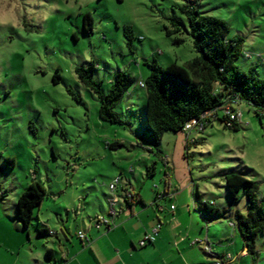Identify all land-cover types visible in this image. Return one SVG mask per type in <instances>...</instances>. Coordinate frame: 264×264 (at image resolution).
Wrapping results in <instances>:
<instances>
[{
  "label": "rangeland",
  "instance_id": "1",
  "mask_svg": "<svg viewBox=\"0 0 264 264\" xmlns=\"http://www.w3.org/2000/svg\"><path fill=\"white\" fill-rule=\"evenodd\" d=\"M197 1L201 12L228 25L229 37L244 39L237 65L246 71L256 66L257 75L264 78V0ZM185 3L187 0H0V150L16 162L1 178L6 196L0 201V264H45L44 245L52 247L54 241L59 250L58 238H37L36 228H51L63 238L66 229L81 246L79 231L96 229V216L108 215L109 197L119 194L109 186L119 177L144 193L154 194L158 189L162 193L163 155L172 152L178 136L166 132L158 146L141 138L148 134L146 93L139 83L149 75L146 64L154 59L162 67L185 66L197 56L187 20L179 10ZM86 14L93 18L88 32ZM172 17L182 19L185 28L168 36ZM126 28L133 37L130 45ZM176 38L183 43L174 44ZM92 61L96 64L94 79L102 82L104 93L109 92L115 72H127L134 80L114 108L125 122L122 125L100 118L97 95L75 72ZM57 74L60 79L55 84ZM236 108L242 115L239 130L225 129L214 121L203 133L191 131L188 135L198 143L191 141L188 151L184 148L190 189L198 184L203 199L230 216L237 210L247 214L248 209L245 200L229 202L225 174L237 173L255 181L259 195L264 193V117L247 103ZM115 143L121 146L110 147ZM154 163L156 174L146 176ZM33 178L48 196L35 213L30 241L28 232L19 231L15 223L21 225L16 217L18 196ZM196 205L191 210L201 222L204 206ZM115 209L120 212V204ZM212 221L201 234L203 238L208 234L215 250L222 253L218 237H227L232 229L230 218ZM236 232L237 244L230 248L233 253L243 242ZM256 243L258 257L238 264H264V232ZM56 257L57 264L63 263Z\"/></svg>",
  "mask_w": 264,
  "mask_h": 264
},
{
  "label": "trees",
  "instance_id": "2",
  "mask_svg": "<svg viewBox=\"0 0 264 264\" xmlns=\"http://www.w3.org/2000/svg\"><path fill=\"white\" fill-rule=\"evenodd\" d=\"M179 10L187 20L189 35L197 56L187 62L185 66L173 63L170 66L162 67L156 59L146 64L150 73L144 81H141L144 83V87L141 88L146 93L147 125L145 131L148 136L143 134L141 138L151 146H158L166 132H183L187 122L194 118H200L206 112H213L214 117L208 120L205 129L214 121H219L225 129L237 131L241 123L233 122L231 126H227L229 118L223 111L226 107L236 108L241 103H247L260 118L264 117V78L257 75L256 66H252L246 71L237 65L244 49V39L240 36L229 37L228 25L220 18L201 12L197 0H187V3L179 6ZM170 22L172 28L167 29L168 36L182 33V29L185 28L182 19L172 17ZM92 26L93 18L91 14H86L84 16L86 31H91ZM125 31L128 45H130L133 37L129 35V28H126ZM183 41L181 38H176L173 42L179 45ZM245 56L250 57L248 54ZM95 71L94 61L88 66L77 67L75 70L79 80L97 95L100 101V118L106 122L124 124L125 122L114 108L123 100L132 86L134 82L132 76L123 71L115 72L109 92L104 93L102 82L94 79ZM59 79L60 75H55L54 83L58 84ZM190 143L188 141L187 151ZM196 143H198L197 140L192 142V144ZM114 146H121V144H110V147ZM0 160L3 162V165H0L1 201L6 196L1 178L4 171L15 168L16 162L13 158L4 157L1 150ZM155 164L147 168L148 176L153 175ZM36 173V170L32 171L33 175ZM117 179L120 183V178ZM119 183L117 190L124 202L137 199V195L131 190H121ZM224 183L229 202L237 204L245 200L247 214L237 210L230 216V213L223 214L218 209H213L209 203L201 202L205 210V212H201L202 218L207 225L213 222V218H232L249 257L256 259L258 257L256 240L258 235L264 232V193L260 196L259 184L237 173L225 174ZM122 191H129L132 196L128 197L124 194L121 196L120 192ZM47 196L46 190L34 178L28 188L19 194L16 202V217L26 232L33 225L35 213L41 208ZM212 202L215 204V201ZM99 216L110 217L109 213L108 215L100 214L96 216L95 220ZM116 217L111 218V223ZM111 226L112 224L104 225L97 229L101 227L110 229ZM38 233L42 235L44 231L39 229ZM84 233L86 234V232Z\"/></svg>",
  "mask_w": 264,
  "mask_h": 264
},
{
  "label": "crops",
  "instance_id": "3",
  "mask_svg": "<svg viewBox=\"0 0 264 264\" xmlns=\"http://www.w3.org/2000/svg\"><path fill=\"white\" fill-rule=\"evenodd\" d=\"M177 136L172 152L163 155L166 173L162 193L160 189L154 194L144 193L142 188L134 187L130 180L122 181L119 177L121 190H131L137 195V199L124 202L121 198L118 203L121 210L110 229L101 227L87 230L86 234L90 241H82L79 238L80 246L71 239L66 229L62 230L65 236L63 238L58 231L51 228L45 230L42 235L38 233L40 228H36L37 238L55 236L59 240V250H55L54 241L52 247L44 245L45 264H57L56 255L62 259L61 264H217L218 261L223 264L245 263L249 255L243 242L238 252L230 251L232 245L237 244L235 241L237 227L232 218L229 221L232 229L226 233L227 237L226 235L218 237L219 245L224 248L222 253L215 250L208 234L203 238L201 231L207 224L204 220L197 221L191 209H196V204L202 206L201 202L206 200L203 199L198 184L195 185V189H190V173H187L184 161V148L187 150L188 141L193 142L196 139L183 132L177 133ZM155 169L154 167L153 175L156 174ZM190 181L194 182L192 177ZM123 192H120L121 196ZM172 206L175 207L174 210L171 209ZM38 220L39 224H44ZM212 223L207 227L209 228ZM15 225L19 231L26 232L19 223ZM157 225H161V228L156 241L141 246L140 241ZM30 232L29 228L28 238L31 241ZM38 254L40 257L42 252ZM229 255L232 256L231 260L228 258ZM36 262L42 264L41 261ZM26 264L31 262L27 261Z\"/></svg>",
  "mask_w": 264,
  "mask_h": 264
},
{
  "label": "built area",
  "instance_id": "4",
  "mask_svg": "<svg viewBox=\"0 0 264 264\" xmlns=\"http://www.w3.org/2000/svg\"><path fill=\"white\" fill-rule=\"evenodd\" d=\"M140 87H144V83L140 82ZM229 118V120L227 121V126H231L233 124V122H240L241 123V112L235 110V108H230V107H226L223 111ZM214 117V113L213 112H206L204 113L200 118H194L192 120H190L189 122H187L184 126L183 132L184 133H190L191 131H196V132H202L205 130V126L208 124V120L213 119ZM118 183H119V179H116L114 182H112L110 184V190L112 192H116L117 187H118ZM124 195L131 197L132 194L129 191H125L123 193ZM121 197L119 196V194H114L110 197L109 202L111 204V210L109 211V216L110 217H106V216H99L96 220H95V226L96 228H99L100 226H104V225H111L112 221L111 218L113 219L114 217L117 216L118 212L115 209L116 205L120 202ZM174 206L171 207L172 210H174ZM161 228V225H157L151 233L147 234L145 236V238L143 240L140 241V245L141 246H145L148 243H152L154 241H156V238L158 237L159 234V230ZM51 234H53V232H50ZM78 236L80 239L84 240V241H89V238L87 237V235L84 232H79ZM228 258L231 260L232 256H228ZM217 264H223V262L218 261Z\"/></svg>",
  "mask_w": 264,
  "mask_h": 264
}]
</instances>
